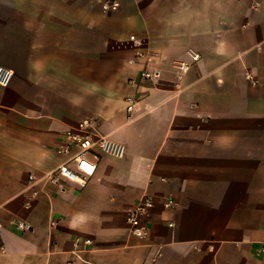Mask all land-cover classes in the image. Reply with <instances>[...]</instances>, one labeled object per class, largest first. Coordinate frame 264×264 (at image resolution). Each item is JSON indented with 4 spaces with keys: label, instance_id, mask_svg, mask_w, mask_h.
<instances>
[{
    "label": "crops",
    "instance_id": "obj_1",
    "mask_svg": "<svg viewBox=\"0 0 264 264\" xmlns=\"http://www.w3.org/2000/svg\"><path fill=\"white\" fill-rule=\"evenodd\" d=\"M103 1L0 0V264H264V0ZM87 119L125 157L54 182Z\"/></svg>",
    "mask_w": 264,
    "mask_h": 264
},
{
    "label": "built area",
    "instance_id": "obj_2",
    "mask_svg": "<svg viewBox=\"0 0 264 264\" xmlns=\"http://www.w3.org/2000/svg\"><path fill=\"white\" fill-rule=\"evenodd\" d=\"M103 7L104 10L110 12L111 9L119 8L120 3L117 0H104ZM131 40H135V38L132 37ZM192 59L193 62H197L200 59V55L193 54ZM181 68L187 70L189 69V66L183 64ZM12 75L13 72L11 70L0 66V85H8L11 81ZM158 76L159 72L144 70L141 72L139 80L136 82L134 81V84L139 83L140 81H154ZM138 100L139 97L137 95L126 97L128 103L127 111L129 114L133 113ZM95 127L96 123L94 120H82L78 123L76 130L67 132L63 135V143L57 150L59 154L70 156V159L69 162L60 165L56 172H54L52 178L54 182L63 178L77 183L81 188H85L88 181L95 176L102 155L111 156L117 159L125 157L126 147L107 137L96 138L94 134ZM71 164H73L74 168H72ZM30 179L33 180V176H31ZM154 207V199L146 196L129 211L127 222L135 237L143 238L148 234L147 222L150 217V212ZM174 207V200H166L165 208L173 209ZM20 226L22 228L27 227V225L23 223L20 224ZM76 243L78 245L80 242L77 241ZM85 244H89V242L86 241ZM261 251L264 253V245L262 246Z\"/></svg>",
    "mask_w": 264,
    "mask_h": 264
}]
</instances>
